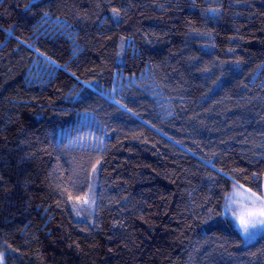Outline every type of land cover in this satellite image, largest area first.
<instances>
[{
    "label": "trees",
    "instance_id": "16d2710c",
    "mask_svg": "<svg viewBox=\"0 0 264 264\" xmlns=\"http://www.w3.org/2000/svg\"><path fill=\"white\" fill-rule=\"evenodd\" d=\"M0 177L6 264L246 262L203 220L264 191V0H0Z\"/></svg>",
    "mask_w": 264,
    "mask_h": 264
},
{
    "label": "snow or ice",
    "instance_id": "6c2138e0",
    "mask_svg": "<svg viewBox=\"0 0 264 264\" xmlns=\"http://www.w3.org/2000/svg\"><path fill=\"white\" fill-rule=\"evenodd\" d=\"M43 3L44 0H33L35 6H40ZM110 11L114 21L119 22L123 18L122 6H113ZM212 11L215 13L217 10L213 9ZM123 40L122 37L121 50L117 55L123 54ZM72 75L75 76V73H72ZM81 102H86V98L81 97ZM116 103L119 102L116 101ZM128 110L130 111V109ZM95 139H97L98 144H103L102 139ZM100 163L101 161L97 159L91 169L93 174L96 173ZM225 175L227 174L225 173ZM2 179L3 177H0V180ZM89 191L91 192V189ZM64 192H67V190L65 189ZM67 199L72 201V211L77 216L80 215L77 205L81 207L87 205L89 209H94L96 203L94 196H76L73 198L70 192H67ZM228 214H230V219ZM215 215V212H211L209 218L204 219L203 223L207 225V230L213 233H223L224 230H231L228 231L229 243L239 250L241 257H248L246 262L241 260L238 261V264H264V243H260L264 242V191L257 193L251 188H245L244 185L234 181L233 191L225 197L224 211L221 214L224 217L223 221L213 223ZM114 227L123 228L124 226L117 222ZM84 230L81 229V231ZM75 246L77 249L80 248L78 242ZM8 247L11 248V245ZM69 247H72V245H69ZM12 251L17 250L12 249ZM7 259L6 252L0 251V264H6Z\"/></svg>",
    "mask_w": 264,
    "mask_h": 264
},
{
    "label": "rangeland",
    "instance_id": "374dc122",
    "mask_svg": "<svg viewBox=\"0 0 264 264\" xmlns=\"http://www.w3.org/2000/svg\"><path fill=\"white\" fill-rule=\"evenodd\" d=\"M52 68H54V64H52L51 62L45 61V62H43V65L41 66V70L39 69V72H36V73L39 76V78L42 79L45 76L46 71L48 69L51 70ZM135 85L140 86V84L138 82H136ZM142 88L150 95L152 100L155 102L157 109L162 114H169V113L173 112L172 108H171L172 105H171L170 100L165 98L163 96L164 94L161 91V89L158 86H156V84L153 81H151V78H150V75L148 74V71H147V74L145 75V86H142ZM126 95H127V88L126 87H118L115 91L112 92L111 97H110V102L119 106V107H123L122 101H123V99H125ZM116 101H118L119 103H116ZM83 118H84V120H87V121H90V119H91L87 115H84ZM85 135H87L89 137L88 143L93 145L94 138H91L92 134H90V132H87V133H85ZM233 182L231 183L229 193H231L233 191ZM224 204H225V199H224ZM224 204H223V211H224ZM77 207H78V210L80 211L79 216H77L75 213L78 220H83L82 216L84 214H88L89 211L94 210V209H89L87 207V205H84L82 207L80 205H77ZM228 218L229 219L231 218L230 214H228Z\"/></svg>",
    "mask_w": 264,
    "mask_h": 264
}]
</instances>
